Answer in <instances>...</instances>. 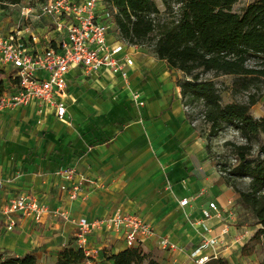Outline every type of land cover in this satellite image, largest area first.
I'll use <instances>...</instances> for the list:
<instances>
[{
  "label": "crops",
  "instance_id": "0c3cea01",
  "mask_svg": "<svg viewBox=\"0 0 264 264\" xmlns=\"http://www.w3.org/2000/svg\"><path fill=\"white\" fill-rule=\"evenodd\" d=\"M107 39L122 41L117 33ZM124 51L133 61L125 66L127 78L109 68L69 71L63 117L37 102L0 115V251L58 264L61 249L80 247L79 219L108 218L122 209L151 226L154 234L143 250L161 264H198L192 252L214 237L218 242L198 257L259 264L264 251L252 240L259 225L236 189H247L250 177L240 185V178L228 181L219 173L216 147L185 108L176 82L181 72L152 47L125 43ZM9 83L0 65V94ZM69 167L81 184L74 198L62 188L71 182L59 176ZM28 193L46 204L45 211L38 222L14 214L16 225L8 229L7 203ZM185 197L189 202L182 206ZM212 201L218 213L211 210L206 232L197 222ZM59 210L69 215L59 216ZM163 237L168 245L161 244ZM83 246L91 249L94 264H113L105 253L127 248L123 233L104 227L90 232Z\"/></svg>",
  "mask_w": 264,
  "mask_h": 264
},
{
  "label": "trees",
  "instance_id": "16d2710c",
  "mask_svg": "<svg viewBox=\"0 0 264 264\" xmlns=\"http://www.w3.org/2000/svg\"><path fill=\"white\" fill-rule=\"evenodd\" d=\"M22 0H0V8ZM116 8L114 28L119 39L130 45L152 47L160 59L179 70L176 79L185 105L203 104L208 136L224 127L236 126L245 143L227 142L238 162L224 168L227 178L250 177L247 189H237L241 205L249 209L259 228L252 240L264 251V143L252 158L253 140L264 130V117H255L251 108L260 96L248 94L246 101L224 103L221 88L208 77L231 75L234 89L260 88L264 83V0H251L240 10L239 0H106ZM257 91V90H256ZM191 119L192 114H190ZM246 254V253H245ZM113 264H161L140 247H127L107 254ZM89 259L81 247L66 246L58 253V264H78ZM0 264H41L37 257L0 251ZM204 264H227L224 258H211ZM259 264H264V258Z\"/></svg>",
  "mask_w": 264,
  "mask_h": 264
},
{
  "label": "built area",
  "instance_id": "2783aa9c",
  "mask_svg": "<svg viewBox=\"0 0 264 264\" xmlns=\"http://www.w3.org/2000/svg\"><path fill=\"white\" fill-rule=\"evenodd\" d=\"M19 8L20 18L6 32L0 33V65L8 71L9 86L0 94V115L7 109H14L37 102L46 108L54 109L57 117L66 114L69 71L76 67L86 70L109 68L114 74L127 78L126 65L132 64V58L124 51L125 41L114 39L108 42L110 29L114 27L113 14L116 8L106 0H22L12 5ZM140 105L144 102L140 101ZM190 111V106L185 105ZM204 117V116H203ZM197 120L193 121L196 124ZM219 173L226 176L227 170L218 163ZM63 180L71 182L68 187L72 198L81 189L80 180H76V170L72 167L59 172ZM187 197L180 201L184 206ZM46 204L35 193H28L11 199L5 208L9 218L8 229L16 225L14 214L33 216L38 222ZM217 211L215 202H209V209L203 210L202 219L197 223L207 232L210 227L205 223ZM59 216L69 215L68 210L58 212ZM104 227L109 232L123 233L127 247L143 248L146 238L154 234L151 226L133 212L117 209L110 217L88 220L79 219V243L88 264L93 263L91 249L84 247L86 236ZM223 226L221 233L228 232ZM161 244L168 245L169 240L161 238ZM217 238L204 239L193 252L197 263L204 264L211 257H198L201 249L213 246ZM214 254L213 257H216Z\"/></svg>",
  "mask_w": 264,
  "mask_h": 264
},
{
  "label": "rangeland",
  "instance_id": "374dc122",
  "mask_svg": "<svg viewBox=\"0 0 264 264\" xmlns=\"http://www.w3.org/2000/svg\"><path fill=\"white\" fill-rule=\"evenodd\" d=\"M251 0H239L236 4L233 5L234 10H240L244 5H246ZM159 7L163 10L164 6L160 0H156ZM20 18V12L18 7L9 6L6 9L0 8V31H7L11 26H13ZM110 33H116L115 28L110 29ZM208 77H211L221 88L222 100L224 103L232 101H246L248 99L249 93H254L260 96L258 102L251 108V112L255 117H264V83H260V88L252 86L249 90L234 89L233 87V76L231 75H219L213 76V74H208ZM257 90V91H256ZM190 106V114H192L193 120H197V127L200 131L207 133L209 132V123L204 120L203 117V104L197 103ZM208 139L213 142L212 145L216 147L215 154L217 156L218 162L224 167L227 165H235L238 162L237 156L234 154L233 149L227 142L235 143H245V138L241 135L239 129L234 125L227 124L224 129L219 132L218 135L209 137ZM260 142L264 143V130L260 132L259 139L253 140V151L252 158L256 157L258 154V147ZM227 177V176H225ZM240 185H243V182H247L246 178L239 177ZM232 179V177H230ZM255 246L252 247L254 249ZM247 249H251V246H248ZM105 259H108V256L105 255ZM87 264V262L85 263Z\"/></svg>",
  "mask_w": 264,
  "mask_h": 264
}]
</instances>
